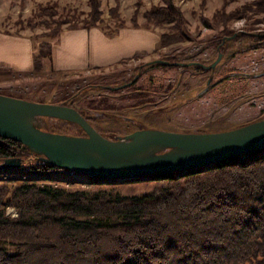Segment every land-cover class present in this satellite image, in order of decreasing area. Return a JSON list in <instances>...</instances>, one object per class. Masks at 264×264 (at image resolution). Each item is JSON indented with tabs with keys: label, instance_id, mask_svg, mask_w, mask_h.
<instances>
[{
	"label": "trees",
	"instance_id": "trees-1",
	"mask_svg": "<svg viewBox=\"0 0 264 264\" xmlns=\"http://www.w3.org/2000/svg\"><path fill=\"white\" fill-rule=\"evenodd\" d=\"M90 2L88 28L101 20L99 0ZM52 8L47 10L51 16ZM146 17L157 25L186 23L173 0L148 10ZM65 20H57L53 30L38 36L43 40L35 55V70L45 71ZM237 37L249 38V49L264 47V31L241 32ZM184 38L183 31L163 33L161 44L167 46ZM195 68L196 72L205 70ZM7 74V68L0 66V76ZM245 78L246 73L236 67L219 70L211 74V91L229 103L242 93ZM164 84L162 75H152L145 77L138 89L155 95ZM73 103L65 102L68 106ZM52 132L70 135L71 131ZM108 138L118 140L120 136ZM6 158H19L22 165L0 169V264H264V149L180 174L124 181L155 182L151 191L133 196L105 188L91 193L40 184L123 182L61 169L46 155L0 137V163ZM9 182L18 185L13 187ZM8 207L17 209V218L6 216Z\"/></svg>",
	"mask_w": 264,
	"mask_h": 264
},
{
	"label": "rangeland",
	"instance_id": "rangeland-1",
	"mask_svg": "<svg viewBox=\"0 0 264 264\" xmlns=\"http://www.w3.org/2000/svg\"><path fill=\"white\" fill-rule=\"evenodd\" d=\"M168 1L99 0L101 20L88 28L90 0H0V30L30 34L37 49L43 40L38 36L53 30L61 19H67L61 25L62 31L96 27L107 36H115L120 29L131 27L150 30L159 36L150 51L108 66L69 71L46 67L45 71L1 75L0 92L37 102L65 104L74 100L72 107L83 112L85 118L92 117L93 121L86 119L100 134L125 140L142 126L202 133L229 130L264 119V47L249 49L252 41L237 37L241 32L264 31L263 0H173L186 17L184 25L176 22L157 25L147 19L148 10L165 6ZM49 7L55 10L52 16L47 11ZM72 25L77 27L71 28ZM179 31L185 34L183 40L167 46L161 44L163 33ZM137 54L144 55L136 57ZM195 66L205 70L196 72ZM230 67L243 70L246 78L242 93L224 103L213 94L209 81L212 73ZM152 75H162L165 81L164 89L155 95L138 89L141 81ZM56 119L37 115L34 125L49 132L69 130L70 135L83 131L85 135L80 136H87L76 121ZM173 152L172 147H160L148 157ZM40 184L91 193L105 188L125 196L142 195L155 186L151 180L95 186L55 181ZM8 185L14 187L18 183ZM6 216L17 218V209L8 207ZM8 247L13 249L11 245Z\"/></svg>",
	"mask_w": 264,
	"mask_h": 264
},
{
	"label": "water",
	"instance_id": "water-1",
	"mask_svg": "<svg viewBox=\"0 0 264 264\" xmlns=\"http://www.w3.org/2000/svg\"><path fill=\"white\" fill-rule=\"evenodd\" d=\"M24 113L76 121L85 129L87 136L44 131L24 120L20 116ZM0 137L21 142L46 155L61 169L124 182L147 175L208 166L243 153L263 150L264 119L219 132L143 129L131 134L128 140H114L100 134L72 106L0 94ZM151 144L172 147L175 151L122 164L102 162L88 154L92 150L101 156L119 157ZM21 165L19 158H6L0 163V169Z\"/></svg>",
	"mask_w": 264,
	"mask_h": 264
},
{
	"label": "crops",
	"instance_id": "crops-1",
	"mask_svg": "<svg viewBox=\"0 0 264 264\" xmlns=\"http://www.w3.org/2000/svg\"><path fill=\"white\" fill-rule=\"evenodd\" d=\"M158 40L156 33L140 28H122L115 36H107L96 27L67 29L53 43L47 67L69 71L108 66L150 51ZM37 50L30 34L0 30V66L6 67L8 73H32Z\"/></svg>",
	"mask_w": 264,
	"mask_h": 264
},
{
	"label": "bare ground",
	"instance_id": "bare-ground-1",
	"mask_svg": "<svg viewBox=\"0 0 264 264\" xmlns=\"http://www.w3.org/2000/svg\"><path fill=\"white\" fill-rule=\"evenodd\" d=\"M20 116L26 120L27 122L31 123L34 125V121L36 120V117L37 115H34V114H20ZM160 147H166V146H163L161 144H151V145H148L136 152H133V153H130V154H127V155H124V156H119V157H108V156H101V155H98L96 152L90 150L88 152L89 155H91L92 157L96 158L97 160L99 161H102V162H106V163H114V164H120V163H130V162H133L135 160H138V159H142V158H145V157H148L149 155H151L152 153L155 152L156 149L160 148ZM175 151V149H174ZM37 152V151H35ZM39 153V152H38ZM42 154V153H40ZM156 156V155H155ZM158 156V155H157ZM233 158V157H232ZM230 159V158H228ZM227 160V159H225ZM224 161V160H222ZM218 162H221V161H218ZM218 162H214L213 164L215 163H218ZM211 164V165H213ZM210 166V165H208ZM208 166H203V167H208ZM201 168V167H199ZM194 169V168H192ZM187 170H190V169H187ZM186 170H181V171H172L174 173H183L185 172ZM172 172H168V173H172Z\"/></svg>",
	"mask_w": 264,
	"mask_h": 264
}]
</instances>
